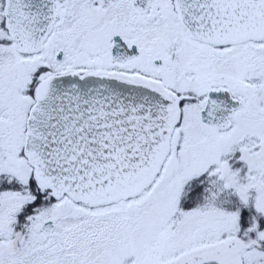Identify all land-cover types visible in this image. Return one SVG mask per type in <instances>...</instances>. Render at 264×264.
<instances>
[{
  "label": "snow or ice",
  "instance_id": "snow-or-ice-1",
  "mask_svg": "<svg viewBox=\"0 0 264 264\" xmlns=\"http://www.w3.org/2000/svg\"><path fill=\"white\" fill-rule=\"evenodd\" d=\"M0 264H264V0H0Z\"/></svg>",
  "mask_w": 264,
  "mask_h": 264
}]
</instances>
